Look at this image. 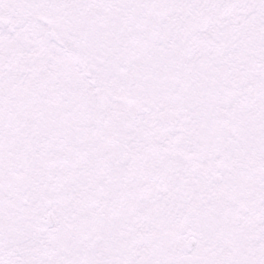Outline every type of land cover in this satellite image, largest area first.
Masks as SVG:
<instances>
[{
	"label": "snow or ice",
	"instance_id": "1",
	"mask_svg": "<svg viewBox=\"0 0 264 264\" xmlns=\"http://www.w3.org/2000/svg\"><path fill=\"white\" fill-rule=\"evenodd\" d=\"M0 264H264V0H0Z\"/></svg>",
	"mask_w": 264,
	"mask_h": 264
}]
</instances>
